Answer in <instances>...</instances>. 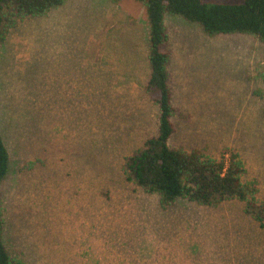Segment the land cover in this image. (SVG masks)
I'll return each mask as SVG.
<instances>
[{"label":"rangeland","instance_id":"374dc122","mask_svg":"<svg viewBox=\"0 0 264 264\" xmlns=\"http://www.w3.org/2000/svg\"><path fill=\"white\" fill-rule=\"evenodd\" d=\"M241 3L242 0H203ZM176 113L168 144L236 151L264 200V41L208 36L165 17ZM148 24L135 0H64L0 44L3 242L20 264H264L242 204L216 208L128 183L124 159L156 134L146 94Z\"/></svg>","mask_w":264,"mask_h":264},{"label":"trees","instance_id":"16d2710c","mask_svg":"<svg viewBox=\"0 0 264 264\" xmlns=\"http://www.w3.org/2000/svg\"><path fill=\"white\" fill-rule=\"evenodd\" d=\"M118 3L121 0H109ZM142 4L147 24L146 94L157 106L156 134L128 155L122 165L125 180L149 195L158 197L159 206L168 209L178 200L202 207L216 208L224 202L242 204L243 213L264 230V200L258 199L256 180L243 181L246 167L240 155L223 149L217 157L202 149L189 151L172 147L168 141L175 133L169 85L172 54L165 17L176 16L195 24L208 36L252 34L264 41V0L241 3H210L203 0H135ZM64 0H0V44L10 28L21 19L45 15ZM9 154L0 135V187L9 170ZM1 197V190H0ZM0 264H20L12 258L3 242L0 212Z\"/></svg>","mask_w":264,"mask_h":264}]
</instances>
